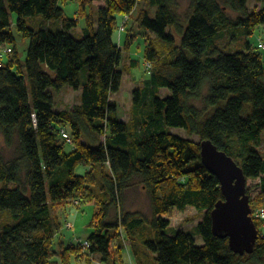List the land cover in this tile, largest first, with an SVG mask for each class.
<instances>
[{
    "label": "trees",
    "instance_id": "obj_1",
    "mask_svg": "<svg viewBox=\"0 0 264 264\" xmlns=\"http://www.w3.org/2000/svg\"><path fill=\"white\" fill-rule=\"evenodd\" d=\"M67 1L0 0V47L14 43L10 13L29 39L23 61L12 48L0 65V133L7 147L16 143L17 152L8 162L0 154V264H71L72 258L92 264L93 255L102 264H116L129 246L135 264H264V219L253 217L264 209V155L254 146L264 131V66L248 41L235 51L225 47L228 36L243 40L264 25V0L254 10L247 0H188L185 28L173 10L175 0H103L101 7L77 0V14L84 18L80 38L71 33L77 19L61 6ZM136 8L134 23L155 34L144 58L150 75L132 91L129 118L121 121L111 95L121 85L122 49L133 37L124 25ZM38 15L59 20L61 29L30 25L28 18ZM117 15L125 17L118 29L125 31L122 46L114 39ZM64 86L81 89L79 102L56 111L50 89ZM161 88L169 95L162 96ZM167 127L182 128L188 137ZM60 129L72 139L70 151ZM202 140L231 156L247 179L258 180L253 196L246 185L258 229L251 253L233 252L227 238L212 232L210 211L223 195L201 162ZM78 165L87 170L77 173ZM135 176L150 203L148 229L147 217L123 209ZM74 198L94 202L89 246L72 241L55 254L61 223L51 210ZM189 206L201 214L194 230L169 234L168 213ZM111 208L116 216L108 221Z\"/></svg>",
    "mask_w": 264,
    "mask_h": 264
},
{
    "label": "rangeland",
    "instance_id": "obj_2",
    "mask_svg": "<svg viewBox=\"0 0 264 264\" xmlns=\"http://www.w3.org/2000/svg\"><path fill=\"white\" fill-rule=\"evenodd\" d=\"M262 4V2L258 0H247V7L249 10H254V8H259V6ZM144 6L143 4H141ZM61 6L64 9V13L68 18H76L77 19V25L71 30V33L76 38L82 37V28L84 26V18L77 14L78 11V4L75 0H69ZM189 1L188 0H175L173 4V10L178 14L180 17L181 22L183 23L184 28L187 25V16L189 15ZM156 9V7L153 8V10L150 11V15L153 16V12ZM138 9L136 8L131 17H129L124 25L125 29L130 31V33L133 35L132 40L130 42V45L126 49H122V57L120 65L118 66V69L123 72L122 75V81L120 88L117 92L113 93L111 95V99L114 101L116 108H117V116L118 119L121 121H127L130 115L129 108L132 104L133 95L132 91L143 84L144 79H147L150 75V71L146 70L145 65V50L147 46H149L151 39L155 37V34L153 32L147 31L139 26H137L134 23V17L137 15ZM228 14L230 17L235 18L236 13L233 11H228ZM17 19V15L15 13H10V30L14 37V43L9 44L11 48H14L19 59L21 61L24 60L26 56V50L29 44L28 38H23L22 35L19 33L15 26V22ZM123 15H117L116 21H117V28L114 31V38L116 40V35L118 32V29H120V26L122 25ZM186 20V21H185ZM28 22L30 25L42 28L46 30L51 31H57L61 29V23L59 20H48L44 19L42 16H34L28 18ZM171 32L173 33L175 37V42H177V45L180 43V36L176 33V31L172 28ZM232 35V34H231ZM156 40V39H155ZM233 37L228 36L226 38V48L228 51H235L240 48L241 43L244 41H248L253 48L259 51L261 55V61L264 66V49L259 48L258 44L263 43L264 44V25H259L255 27L253 33L249 36H246L243 40H234ZM124 42V41H123ZM222 44H225V40L223 39L221 41ZM123 45V43H122ZM85 67H83L79 72V80L81 83L85 81ZM52 93L53 102L55 104L54 109L56 111L63 110L66 108H71L73 105H75L77 102H79V96L81 89L74 90L69 86H64L60 90H53L50 89ZM160 94L162 96L169 95V91L166 88L160 89ZM196 106L202 107L201 100L194 101ZM168 128V127H167ZM168 130L175 134L182 137H188L185 130L182 128H176V127H169ZM193 140H198L196 136H190ZM74 144H65V150L70 151L72 149ZM255 148L257 152L261 155H264V131L260 134L259 144L255 145ZM0 154L3 157V160L5 162L10 161L12 158H14L17 154L16 152V143L13 144L12 147H7L4 144L2 135L0 133ZM87 170L85 166L78 165L76 167L77 173H83ZM258 180H252L247 179L246 185H249L251 187V195L253 196L258 188L256 187ZM78 198L72 199V201L65 205L64 207L60 208H54L51 210L52 214H56L60 220L61 227L58 231L57 235L54 238V251L55 254L59 253L62 249V246H59V240H61L60 233L63 232L64 236L66 237L65 244L71 243L72 241L75 244L82 243L86 240V237L89 233H91L94 228L92 227V219L93 214L95 211L94 202H78L75 203V201ZM123 209L125 211L130 212H139L143 214L145 217H147V221L144 223V228L148 229L150 226V220H151V208L150 203L148 199V195L146 191L143 189L142 184L140 182V178L135 176L132 179V182L130 186L127 188L124 194L123 199ZM116 216V211L114 208H111L109 216L107 218L108 221H113ZM168 216V217H167ZM167 216L169 218L170 222V228L168 230V233L171 234L175 230H189L193 231L195 225L198 223V221L201 218V214H198L196 210L193 207H187L183 211H179L177 209H172ZM67 221H70L73 223L74 227L73 229H66L65 223ZM264 228V227H263ZM196 242L201 244V238L195 234ZM125 244L127 245L128 242L125 241ZM116 249V241L113 240L111 242V250ZM129 251L131 253V262L133 260L134 264V256L132 254L131 248L129 246ZM53 260H59L58 255L53 257ZM82 260V259H81ZM80 260V261H81ZM74 258L71 260V264H79L80 261H76ZM129 258H128V252L126 251V248L122 250V261L117 260L116 264H129ZM92 264H102L99 262L98 256H92ZM248 264H254V263H248Z\"/></svg>",
    "mask_w": 264,
    "mask_h": 264
},
{
    "label": "water",
    "instance_id": "obj_3",
    "mask_svg": "<svg viewBox=\"0 0 264 264\" xmlns=\"http://www.w3.org/2000/svg\"><path fill=\"white\" fill-rule=\"evenodd\" d=\"M199 147L201 162L217 177L223 195L210 211L212 232L227 238L233 252L251 253L258 239V229L246 194L247 178L235 160L210 140L200 141Z\"/></svg>",
    "mask_w": 264,
    "mask_h": 264
},
{
    "label": "built area",
    "instance_id": "obj_4",
    "mask_svg": "<svg viewBox=\"0 0 264 264\" xmlns=\"http://www.w3.org/2000/svg\"><path fill=\"white\" fill-rule=\"evenodd\" d=\"M123 27L122 25L120 26L119 30H122ZM259 47L264 49V44H259ZM12 52V48L10 46H2L0 47V65L2 63L3 57L5 54L11 53ZM146 68H150V63L149 62H145ZM59 135L61 137L62 140H64L66 143L71 144L72 143V139L69 135V133L65 130V129H60L59 131ZM78 200L75 201V203L78 204ZM253 217L255 218H260V219H264V209L263 208H257L254 213H253ZM264 226V225H263ZM74 225L73 223H71L70 221H67L65 223V228L66 229H73ZM81 246L83 248H87L89 246L88 241H83L81 243Z\"/></svg>",
    "mask_w": 264,
    "mask_h": 264
},
{
    "label": "crops",
    "instance_id": "obj_5",
    "mask_svg": "<svg viewBox=\"0 0 264 264\" xmlns=\"http://www.w3.org/2000/svg\"><path fill=\"white\" fill-rule=\"evenodd\" d=\"M76 2H77V0H75ZM93 5L95 6V7H101V6H103L104 5V1L103 0H94L93 1ZM123 19H125V17H123ZM124 38H125V31H119L118 30V32H117V35H116V43L119 45V46H122V43H123V41H124ZM115 39V38H114ZM60 235H61V237H63V238H61V240H59V246H61V245H66L65 244V241H66V237L64 236V234H63V232L62 233H60ZM126 251H127V249H126ZM128 252V251H127ZM131 254L128 252V258H129V264H133V260H132V262L130 261L131 260ZM82 260L79 262V264H82ZM135 264V263H134Z\"/></svg>",
    "mask_w": 264,
    "mask_h": 264
}]
</instances>
